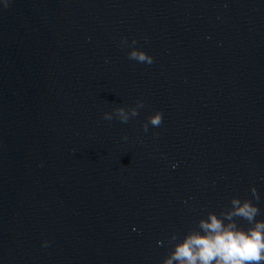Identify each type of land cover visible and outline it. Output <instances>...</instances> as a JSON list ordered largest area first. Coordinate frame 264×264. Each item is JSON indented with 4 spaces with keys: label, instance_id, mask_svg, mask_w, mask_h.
<instances>
[{
    "label": "water",
    "instance_id": "water-1",
    "mask_svg": "<svg viewBox=\"0 0 264 264\" xmlns=\"http://www.w3.org/2000/svg\"><path fill=\"white\" fill-rule=\"evenodd\" d=\"M210 216L264 224V0H0V264H165Z\"/></svg>",
    "mask_w": 264,
    "mask_h": 264
},
{
    "label": "clouds",
    "instance_id": "clouds-1",
    "mask_svg": "<svg viewBox=\"0 0 264 264\" xmlns=\"http://www.w3.org/2000/svg\"><path fill=\"white\" fill-rule=\"evenodd\" d=\"M140 61L147 59L143 54H132ZM151 63V60H149ZM161 122L160 115L151 119L153 125ZM233 203H236L234 201ZM256 209L245 204L237 209L235 215H240L251 220L256 214ZM211 223L201 222V228L210 230L211 234L203 237L189 236L183 244L177 246L173 256L165 261V264H172L173 260L187 261V264H196L199 259L202 264H209L210 261L219 258L223 264H244V262H258L264 260L261 252L264 251V238L260 229H264V224H257L256 230L250 231V235L242 232H233L228 229L221 231V223L214 216L209 217Z\"/></svg>",
    "mask_w": 264,
    "mask_h": 264
}]
</instances>
